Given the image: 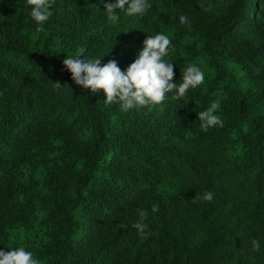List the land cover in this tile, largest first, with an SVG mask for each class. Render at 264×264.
<instances>
[{"label": "trees", "instance_id": "16d2710c", "mask_svg": "<svg viewBox=\"0 0 264 264\" xmlns=\"http://www.w3.org/2000/svg\"><path fill=\"white\" fill-rule=\"evenodd\" d=\"M115 2L55 0L37 31L27 0H0V250L38 264H264V0H149L109 21ZM158 33L174 82L189 64L205 80L151 111L106 104L63 65L82 48L126 71ZM213 102L224 126L204 132Z\"/></svg>", "mask_w": 264, "mask_h": 264}, {"label": "clouds", "instance_id": "9594fccd", "mask_svg": "<svg viewBox=\"0 0 264 264\" xmlns=\"http://www.w3.org/2000/svg\"><path fill=\"white\" fill-rule=\"evenodd\" d=\"M103 2V0H102ZM55 0H27L31 7V17L39 25L37 31H44L42 27L48 22L52 13L50 9L54 6ZM127 14L141 15L152 8L149 0H116L115 3H106L105 11L109 21L117 18V10L125 11ZM180 23L189 25L190 21L184 15L180 16ZM172 44L168 36L163 33L149 35L143 41V49L138 53V58L129 65L126 71H122L117 62L112 60L106 64L101 63L102 58H89L84 55V49H79L76 56H67L63 65L70 71L71 78L76 85L84 90H91L96 94L103 90L106 94V104H119L121 110L127 112L133 108H148L151 111L156 106H162L168 99L172 100L186 97L189 89H195L202 85L205 74L199 66L189 64L182 71V83L174 82V65L164 58L169 55ZM83 57V59H81ZM57 88L61 85L54 83ZM219 105L213 102L206 110L198 112V119L201 122L202 131L207 132L210 128L223 127L224 121L217 114ZM197 200L211 202L213 193L206 191L202 196L195 197ZM152 211H158L153 205ZM148 213L145 210L139 212L140 219L133 225L143 235ZM121 228H127L121 224ZM253 250H260V242L252 241ZM0 264H38L33 258L31 251L23 247L11 249V251L0 250Z\"/></svg>", "mask_w": 264, "mask_h": 264}]
</instances>
